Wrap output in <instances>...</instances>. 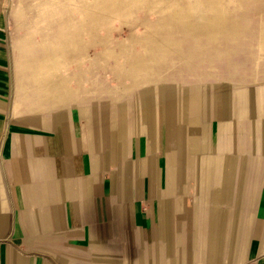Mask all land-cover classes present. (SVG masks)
Wrapping results in <instances>:
<instances>
[{
    "label": "crops",
    "instance_id": "1",
    "mask_svg": "<svg viewBox=\"0 0 264 264\" xmlns=\"http://www.w3.org/2000/svg\"><path fill=\"white\" fill-rule=\"evenodd\" d=\"M156 5L97 82L68 25L32 30L77 1L0 0V264H264V17Z\"/></svg>",
    "mask_w": 264,
    "mask_h": 264
},
{
    "label": "rangeland",
    "instance_id": "2",
    "mask_svg": "<svg viewBox=\"0 0 264 264\" xmlns=\"http://www.w3.org/2000/svg\"><path fill=\"white\" fill-rule=\"evenodd\" d=\"M75 1H77L80 11L64 10L59 12L57 17H48L47 20L43 17L42 21H38L40 12L33 11L32 30L38 31L35 33V37L39 41L45 34L52 35L55 30L53 28H56L57 24L68 25L70 27L68 29V42H71L67 43V46L70 54L90 55L91 60H95L97 82L104 80L107 82L109 76H111V80H115L114 76L109 74L114 73L119 67L120 58L132 55L135 51H144L147 45L141 44L142 40L162 18V14L156 5L157 0ZM233 1L240 2L245 13L236 11L230 12L229 15L238 13L239 16H244V14L255 16L258 21L263 19L264 0ZM89 3L94 11H83L82 8L88 6ZM109 7L112 8L111 11H109ZM203 10L202 8L201 33L204 25V21H202L204 19ZM41 24L42 26L39 27ZM41 30L43 34L40 33ZM190 42L191 40L187 39L183 44L189 46Z\"/></svg>",
    "mask_w": 264,
    "mask_h": 264
},
{
    "label": "water",
    "instance_id": "3",
    "mask_svg": "<svg viewBox=\"0 0 264 264\" xmlns=\"http://www.w3.org/2000/svg\"><path fill=\"white\" fill-rule=\"evenodd\" d=\"M196 19L200 20L199 15L196 17ZM147 41H148V43H146L147 48L150 49V47H151V43H150L151 42V32L148 34ZM62 44H63L64 47H66V43H62Z\"/></svg>",
    "mask_w": 264,
    "mask_h": 264
}]
</instances>
